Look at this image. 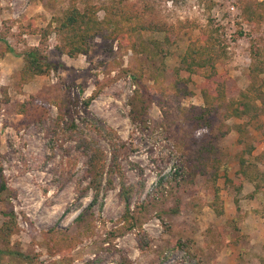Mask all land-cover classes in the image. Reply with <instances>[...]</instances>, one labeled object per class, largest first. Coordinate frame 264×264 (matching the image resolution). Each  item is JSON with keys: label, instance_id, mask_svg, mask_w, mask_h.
Wrapping results in <instances>:
<instances>
[{"label": "rangeland", "instance_id": "obj_1", "mask_svg": "<svg viewBox=\"0 0 264 264\" xmlns=\"http://www.w3.org/2000/svg\"><path fill=\"white\" fill-rule=\"evenodd\" d=\"M72 7H97L102 22L73 57L54 29ZM211 43L224 94L212 105L208 69L182 62ZM35 46L52 67L24 81ZM263 50L264 0H0V226L2 211L15 219L0 264H264ZM241 93L256 119L226 114ZM96 148L104 171L90 205Z\"/></svg>", "mask_w": 264, "mask_h": 264}, {"label": "trees", "instance_id": "obj_2", "mask_svg": "<svg viewBox=\"0 0 264 264\" xmlns=\"http://www.w3.org/2000/svg\"><path fill=\"white\" fill-rule=\"evenodd\" d=\"M252 8L253 7L250 4H246L242 8L243 15L248 21H253L259 17L257 11ZM96 10L97 7H93L91 11L81 12L76 7H72L65 10L62 14H60L59 17L55 18L57 26L54 27V29L58 36H60L63 50L68 56L73 57L77 54H86L89 50L90 40L97 36L102 30V22L96 17ZM46 33L47 30L43 32L44 38L47 36L45 35ZM206 34H204L203 36L206 37V40L208 37V41H210L211 38L208 35L206 36ZM212 51L213 43H211L210 45L206 44L204 46L197 47L190 46L186 50L182 58V62L185 63V69L189 72H192L194 70V66L206 67L208 69V74L206 76V88L208 89L209 93L205 94L204 98L207 104L211 105L213 104L212 102L221 101L224 97L222 89H220L219 87L220 82L212 83L213 78L217 75L215 71L214 55ZM258 52L259 51H257L256 55L258 54ZM262 52V57H264V50ZM23 60L24 66L20 71V76L24 81L32 78L34 75L47 74L52 67V64L47 61L46 57L42 53V48L39 46L29 48L23 54ZM258 66L260 67V65ZM260 70H264V67H260ZM209 88L211 89L209 90ZM259 113L260 107L257 106L254 99H252V97H249L246 93H241L239 99L231 100L228 104L226 111L227 115L232 114L236 117L247 116L251 120L256 119ZM259 126L261 127L262 125ZM254 145L255 144L252 143V145L248 146L246 148V151H244L243 154L240 156V164L242 165L240 170L237 172L239 185L244 178L250 176L246 165L249 160L248 158L250 151L254 148ZM86 146H88V149H90L92 145L87 143ZM95 151L96 153H92L91 155H89L86 161V172L87 175H89V180L86 188H91L95 192L90 205H93L97 200V195L101 187L104 171V164L102 163V158L97 156V154L99 153L98 148H96ZM113 160L114 162L110 164L111 171L112 168L115 166V157L113 158ZM262 176L264 178V175ZM106 180L108 182V185H110L111 180L109 174ZM249 180H251L256 186H259L257 179L253 178L252 180V177H250ZM5 190L6 186L2 180V174L0 170V195ZM130 194L131 187L128 188L127 186L121 185L120 196L125 202V213L127 217L126 219L128 220L132 218L129 212ZM213 198L214 200H216L214 202H217V191L214 193ZM2 212V214L5 216V219L3 220L0 226V240L6 242L14 231L15 219L12 211ZM2 253L3 251L2 249H0V256ZM124 260L125 259H122V261Z\"/></svg>", "mask_w": 264, "mask_h": 264}]
</instances>
